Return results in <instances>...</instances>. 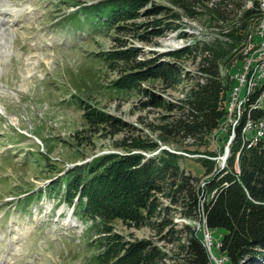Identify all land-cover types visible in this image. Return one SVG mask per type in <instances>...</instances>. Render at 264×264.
<instances>
[{
	"label": "rangeland",
	"instance_id": "rangeland-1",
	"mask_svg": "<svg viewBox=\"0 0 264 264\" xmlns=\"http://www.w3.org/2000/svg\"><path fill=\"white\" fill-rule=\"evenodd\" d=\"M106 1L0 0V264H100L105 251L101 230L77 211V198L71 204L65 200L73 176L106 155L132 153L150 159L168 150L181 157L180 168L196 176L198 186H205L227 167L231 154L224 161L226 150L236 136L232 131L224 143L217 137L237 125L247 91L253 94L264 84V71L260 79L255 72L260 62L255 57L259 19L242 29L236 18L226 24L209 16L194 19L169 0H143L134 18L111 29L92 12ZM245 1L248 9L255 0ZM173 14L180 19L171 18ZM169 22L178 28L166 30ZM196 43L227 52L222 75L238 84L229 94L227 120L216 134L169 146L159 127L174 115L172 105L193 84L198 61L194 56L167 55ZM115 50H132L137 53L135 62L112 70L101 55ZM149 61L178 72V78L166 83L146 76L149 68H135ZM132 73L141 75L138 87L113 86ZM261 106L264 109V101ZM94 111L106 115L108 123L92 126L88 115ZM262 122L247 123L251 144L263 137ZM137 138L155 149L133 151L123 146ZM238 162L239 154L237 171ZM152 204L156 216L146 225L134 227L121 220L109 225L111 235L122 242L117 261L138 249L153 264H174L178 246L170 232L189 225L202 229L210 264H232L220 252L217 234L212 236L198 221L169 212L174 207L169 198L159 195ZM164 217L171 221L169 226L160 225Z\"/></svg>",
	"mask_w": 264,
	"mask_h": 264
},
{
	"label": "trees",
	"instance_id": "trees-1",
	"mask_svg": "<svg viewBox=\"0 0 264 264\" xmlns=\"http://www.w3.org/2000/svg\"><path fill=\"white\" fill-rule=\"evenodd\" d=\"M142 1L109 0L99 4L92 12L113 29L119 23L134 18ZM169 1L189 18L209 16L216 23L224 24L236 18L242 29H247L250 20H258L261 10L258 0L253 1V6L248 9L245 0ZM171 18L179 20L180 16L173 14ZM172 24L169 22L164 27L166 30L178 28ZM124 29L128 30V27ZM136 56L137 53L132 50H115L101 55L112 70L118 69L121 64L129 66L135 62ZM188 56H194L198 61L197 76L185 96L172 105L174 115L159 127L162 141L169 146L178 147L189 140L216 134L227 120L229 94L238 84L237 81L228 82L222 75V64L228 58L224 50L196 43L190 49L167 55L176 59ZM136 65L135 68L150 69L146 76L160 78L166 83L179 76L178 72L162 69L163 64L156 66L152 61ZM253 74L252 70L249 81ZM139 76L132 73L113 86L119 89L138 87L139 80H142ZM263 89L264 84L257 87L253 94L247 91L244 111L237 125L231 126L224 137H217L219 142L224 143L229 142L232 131L236 136L230 146L227 167L207 180L205 186H198L199 179L180 168L181 157L168 150H162L161 154L150 159L132 153L106 155L73 176L68 183L65 200L71 204L77 198V211L92 220L94 228L101 230L100 244L105 251L100 256V264H110L112 260H115L114 264H153V259L138 249L117 261L122 242L111 235L109 225L115 220L134 227L146 225L156 216L152 201L159 195L170 199L174 207L169 212L198 221L212 236L217 234L220 252L232 264H264V135L256 144H251L254 140L247 138L245 133L249 121H253V125L264 122L263 100L259 101ZM88 120L94 122L90 123L92 126L108 123L106 115L95 111L88 115ZM123 146L145 152H151L156 147L140 138L131 139V143H124ZM208 153L214 155V152ZM157 208L161 210L160 205ZM170 224L171 221L164 217L160 225L166 227ZM169 237L178 246L173 256L174 264H210L202 229L185 225L181 230L172 229Z\"/></svg>",
	"mask_w": 264,
	"mask_h": 264
},
{
	"label": "built area",
	"instance_id": "built-area-1",
	"mask_svg": "<svg viewBox=\"0 0 264 264\" xmlns=\"http://www.w3.org/2000/svg\"><path fill=\"white\" fill-rule=\"evenodd\" d=\"M258 2L264 3V0H258ZM258 21L261 22V34L259 35L260 42L257 44V52H256L255 57H257V59L260 60V62L255 67L256 68L255 72H257L260 75V77H259V79H260V78H262V73L264 71V10H260V17H259ZM250 65H252V68L254 71V60L250 63ZM250 93L251 92L249 89L248 94H250ZM263 101H264V99H263ZM262 127H264L263 122L261 123L259 135H261ZM209 239H211V238L209 237Z\"/></svg>",
	"mask_w": 264,
	"mask_h": 264
},
{
	"label": "bare ground",
	"instance_id": "bare-ground-1",
	"mask_svg": "<svg viewBox=\"0 0 264 264\" xmlns=\"http://www.w3.org/2000/svg\"><path fill=\"white\" fill-rule=\"evenodd\" d=\"M259 5H260V9L261 10H264V3L263 2H259ZM3 15H8L9 13H6V12H3L2 13ZM18 22H16L15 24H17ZM258 26H259V35L261 34V22L259 21V24H258ZM264 99V89H263V92H262V95H261V97H260V99H259V101H261V100H263ZM258 101V102H259ZM261 126V125H260ZM261 128V127H260ZM261 131L263 132L264 130H262L261 129ZM261 132V136L263 135V133ZM260 137V136H259Z\"/></svg>",
	"mask_w": 264,
	"mask_h": 264
},
{
	"label": "water",
	"instance_id": "water-1",
	"mask_svg": "<svg viewBox=\"0 0 264 264\" xmlns=\"http://www.w3.org/2000/svg\"><path fill=\"white\" fill-rule=\"evenodd\" d=\"M231 143H232V141L229 142V145H228V146H230ZM229 152H230V148L228 147L227 150H226V156H225V158H224V161H226V160L228 159V157H229Z\"/></svg>",
	"mask_w": 264,
	"mask_h": 264
}]
</instances>
